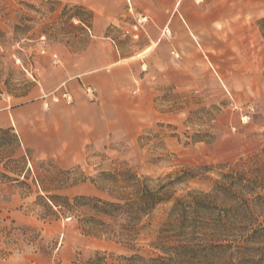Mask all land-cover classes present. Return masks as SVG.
I'll use <instances>...</instances> for the list:
<instances>
[{
	"label": "rangeland",
	"instance_id": "rangeland-1",
	"mask_svg": "<svg viewBox=\"0 0 264 264\" xmlns=\"http://www.w3.org/2000/svg\"><path fill=\"white\" fill-rule=\"evenodd\" d=\"M58 1L59 8L53 18L44 17L45 23L57 20L65 5L80 4L90 9L88 0ZM22 2L39 5V0H0V29L4 32L0 36V99L5 96L21 103L46 94L45 107L65 91L88 99L79 84L59 86V77L54 76L45 86L43 76L57 67H67L93 40L106 49L109 40L105 37L113 39L120 62L107 66L110 75L103 78L104 90H96V101L109 102L111 120L106 128L95 122L98 135L81 151L44 155L21 144L14 159L26 155L22 172V165L9 158L13 145H6L0 149V170L7 175L23 180L29 170V183L38 176L53 193L70 198L106 197L93 180L101 171L129 167L155 180L163 178L164 182L184 176L183 182L167 187L178 197L191 190L211 192L223 165L235 166L241 159L264 155V35L258 25L264 17L257 20L256 50L252 45L249 54H225L218 49L205 55L185 39L180 48H171L169 24H151L135 9L109 24L105 35H96L92 27L86 38L82 30L60 23L48 36L41 32L38 22L43 17L29 11ZM23 14L37 20L28 23L31 31L26 35L15 31ZM73 22L79 24L76 18ZM162 26L166 35L155 45L156 40L149 35L154 28L160 32ZM182 29L179 25L178 32ZM252 38L254 42L253 34ZM43 48L57 52L61 64L54 65L50 55L42 53ZM5 80L9 81L8 87L4 86ZM0 138L12 141L10 136ZM57 169L66 171L62 174ZM192 172L196 177H188ZM15 183L0 178V215L10 214L20 224L41 230L45 250L23 245L24 250L0 258V264H69L95 251L129 252L114 241L83 235L70 217L39 219L30 205L38 193L45 192L38 186L32 185L30 190ZM66 184V188H59ZM261 193L264 195V190ZM172 205L173 199L159 204L147 219L145 240L140 242L145 251L152 252L150 243ZM229 236L234 247L212 254L208 264H241L237 257V222ZM260 260L264 264V257Z\"/></svg>",
	"mask_w": 264,
	"mask_h": 264
},
{
	"label": "trees",
	"instance_id": "trees-1",
	"mask_svg": "<svg viewBox=\"0 0 264 264\" xmlns=\"http://www.w3.org/2000/svg\"><path fill=\"white\" fill-rule=\"evenodd\" d=\"M60 4L58 0H39V5L22 2L29 11L43 17L38 20L42 33L49 36L48 32L55 31L58 24L69 23L89 38L95 13L83 5H65L57 20L45 23L44 17L53 18ZM21 18L15 31L26 35L31 31L28 23L37 20L29 14H23ZM75 18L79 20L78 25L73 22ZM258 25L264 35V18L258 21ZM3 33L0 29V36ZM8 82L4 81L5 87H8ZM2 93L0 86V96ZM2 135L12 139L6 142V139L0 138V149L13 145L9 155L12 160L21 148V139L13 127L0 128ZM26 159V155L14 159L16 164L22 165H19L20 172L25 169ZM226 167L229 169L224 171ZM221 168L223 171L211 192L191 190L178 197L167 187L183 182L184 176L164 182L163 178L155 180L129 167L101 171L99 177L93 180L106 197L77 195L70 198L53 193L38 176L29 183V170L23 180L9 176L2 170L0 178H7L9 182H16V186L30 190L38 186L45 192L38 193L30 205V210L39 219L70 217L76 221L83 235L114 241L129 249L128 253L121 254L95 251L69 264H208L212 254L234 247V242L228 236L236 222L240 235L237 237V257L241 264H263L260 258L264 257V195L261 193L264 190V155L257 154L249 159H241L235 166L223 165ZM57 170L62 174L66 171ZM188 177L194 178L196 175L192 172ZM66 187L67 184L59 186ZM171 199L172 208L150 243L152 252H147L140 244L145 240L149 224L147 219L159 204ZM23 207L21 205L20 209ZM43 240L41 230L20 224L10 214L0 215V258L8 257L14 250H24L23 245L45 250L41 246Z\"/></svg>",
	"mask_w": 264,
	"mask_h": 264
},
{
	"label": "crops",
	"instance_id": "crops-1",
	"mask_svg": "<svg viewBox=\"0 0 264 264\" xmlns=\"http://www.w3.org/2000/svg\"><path fill=\"white\" fill-rule=\"evenodd\" d=\"M86 4L95 13L93 31L98 36L105 35L109 24L123 15H130L135 9L151 24H169L171 48H180L185 39L205 55L218 49L225 54H249L252 45L256 50L257 20L264 17V0H88ZM179 25L183 28L180 33ZM153 32L149 36L158 45L165 37L166 29L162 26L160 32L155 28ZM105 38L109 40L106 49L98 40H93L67 67L45 73V86H49L48 82L56 76L59 86L76 83L83 91L86 86L103 89V78L110 75L107 66L120 62L115 52L117 45L109 36ZM63 94L55 96L48 107H45L46 94L21 103L3 96L0 99V128L13 127L24 146L44 155L83 150L98 135L94 123L106 128L111 120L109 102L96 101L99 96L90 101L87 95L88 99L75 93L70 104Z\"/></svg>",
	"mask_w": 264,
	"mask_h": 264
},
{
	"label": "built area",
	"instance_id": "built-area-1",
	"mask_svg": "<svg viewBox=\"0 0 264 264\" xmlns=\"http://www.w3.org/2000/svg\"><path fill=\"white\" fill-rule=\"evenodd\" d=\"M197 1H200V0H197ZM42 53H48L50 55V57L52 58V62L54 65H60L61 64V59H60L57 52L47 51V49L43 48ZM84 91L90 99H95L97 97V91L92 86H86L84 88ZM63 98L66 100V102H68L70 104L73 102V96L69 92H64ZM55 100H56V98H55Z\"/></svg>",
	"mask_w": 264,
	"mask_h": 264
}]
</instances>
